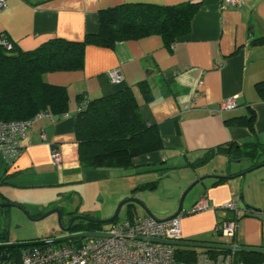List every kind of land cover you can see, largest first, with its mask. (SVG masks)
I'll list each match as a JSON object with an SVG mask.
<instances>
[{"label": "crops", "instance_id": "0c3cea01", "mask_svg": "<svg viewBox=\"0 0 264 264\" xmlns=\"http://www.w3.org/2000/svg\"><path fill=\"white\" fill-rule=\"evenodd\" d=\"M187 2L198 3L199 8L189 32L171 46L160 35L118 41L113 48L88 45L82 69L45 75L49 83L67 88L69 110L61 115L43 116L29 128L14 162H7L0 153V177H4V181L0 179L1 203L12 201L8 195L11 192L21 195L45 188L57 191L53 193V200L57 203L55 207L63 212L67 198H80V208L92 187L109 180L110 170L83 167L79 162L75 136L79 101L107 96L124 87L133 89L142 118L148 124L157 125L164 143L161 151L135 159L131 168H141L137 173L154 171L159 159L168 168L196 170L213 165L216 159H221L222 164V157H227L222 166L217 164L211 170L197 173L193 181L208 173H249L255 170L251 169L255 162H264V98L257 90V84L264 81V43H257L264 38V0H245L243 5L227 9L222 8V0H7L6 7L0 8V33L19 49L29 51L54 37L83 40L87 33L97 32L98 14L103 9L124 3L178 5ZM113 70L122 74L118 84L111 81ZM145 81L151 89L149 101L138 87ZM233 96H237V107L221 110L222 101ZM251 111L254 112L253 129L248 124L229 122L234 118L249 119ZM230 143L254 152L237 161L231 160L227 153H219L203 165H193L207 150ZM53 147L62 153L61 165L52 163ZM244 159H249L248 167H232V163H242ZM211 175L205 177L211 179L209 183H204L205 179L201 181L205 191L200 198L206 197L212 204L216 226L237 215L236 211L225 208L229 202L237 203L238 225L244 217L240 215L244 208L264 210L263 201L250 200L243 193L246 176L216 179ZM259 190V198L264 199V187L259 186ZM135 209L136 206L131 208L132 216L146 215L145 211L140 214ZM129 210L130 207L126 219L131 217ZM220 211L226 215L221 216ZM41 213L44 212L36 214ZM92 214L84 212L87 216ZM257 215L261 214L245 216H262ZM262 226L261 232L245 231L242 237L238 226L234 242L264 247V223ZM218 241L205 242L227 243Z\"/></svg>", "mask_w": 264, "mask_h": 264}, {"label": "trees", "instance_id": "16d2710c", "mask_svg": "<svg viewBox=\"0 0 264 264\" xmlns=\"http://www.w3.org/2000/svg\"><path fill=\"white\" fill-rule=\"evenodd\" d=\"M198 8V3L191 2L178 5L124 3L101 10L97 32L87 33L83 40L54 37L29 51L19 49L15 44L8 50L0 44V120H29L42 111L53 115L66 113L69 110L67 88L49 83L45 79L48 72L82 69L88 45L113 48L118 41L160 35L165 44L171 46L189 32ZM257 43H264V38ZM138 87L145 100H151L149 83L141 82ZM257 90L264 98V81L257 84ZM139 107L133 89L124 87L110 95L90 100L88 106L77 113L75 136L79 145V162L83 167L129 169L134 166L136 158L164 148L159 128L144 121ZM253 113L251 111L249 119L234 118L229 122L248 124L253 129ZM253 152L251 148L245 146L242 149V146L233 143L219 145L207 150L193 165H203L219 153H227L231 160L237 161ZM256 164L258 162L254 166ZM0 179L4 181V177ZM157 185L158 182L154 181L139 188L155 189ZM134 206L129 204L130 218L133 217L131 208ZM244 211L245 215L264 212L249 207ZM239 218L237 214L230 220L238 222ZM101 228L100 225L84 221L74 226L75 231H96ZM8 236L9 230L1 229L0 243L9 242ZM28 248L0 250V257L6 256L0 264L19 262L23 251ZM202 251L217 255L230 250ZM199 252L194 247L176 246L175 264H193ZM235 255L238 261L246 264H261L264 261V253L237 250Z\"/></svg>", "mask_w": 264, "mask_h": 264}, {"label": "rangeland", "instance_id": "374dc122", "mask_svg": "<svg viewBox=\"0 0 264 264\" xmlns=\"http://www.w3.org/2000/svg\"><path fill=\"white\" fill-rule=\"evenodd\" d=\"M222 164L219 163V159L208 165V167H199L198 169L185 168H168L165 163L162 164L161 159L157 165L154 166V171L151 172H138L135 168H109L110 178L107 182H103L100 186L92 187L90 189V195L85 198L79 208L80 198L75 197L73 200L67 198L64 201L65 211L63 212V223L67 226L70 223L72 212H77V215H84V212L91 211L93 213L90 216L97 220H107L112 217L120 203L124 200L134 197L138 201L142 202L149 210H151L157 218L163 220L168 216L175 213L178 207V200L197 179L191 181L192 177L197 173H203L207 170H211L219 164L223 165L227 157H222ZM264 159V154H263ZM250 165L249 159H244L242 163H232L234 169H242ZM238 171V170H237ZM208 174H202L201 177H205ZM158 180V186L155 189L139 188V185ZM211 179H205L204 183H209ZM235 182V181H233ZM241 182V181H240ZM243 185V193L250 200H260L264 202V199L259 198V186L264 187V165L258 169L249 171L245 177ZM204 183L199 182L193 186L187 193L184 200L183 217L181 220L183 238H196L205 241L219 240L227 241L222 235L216 231L217 216L215 212L210 208L208 210H202L197 212H191L195 206V202L204 193ZM2 185H0L1 191ZM100 190V191H99ZM57 192L54 189L38 188L25 194L9 193V198L15 203L22 205L32 216L37 215L38 211L47 213L51 211L57 204L53 200V193ZM99 192H101L99 194ZM56 198V196L54 197ZM2 196L0 194V200ZM201 199V198H200ZM199 199V200H200ZM249 203V202H247ZM136 211L140 214L144 213L141 206L135 205ZM79 208V209H78ZM129 204H125L119 214L118 221H124L127 218V212ZM245 210V208H244ZM264 211V210H263ZM223 212V213H222ZM213 213V214H212ZM221 216H225L224 211H220ZM246 211L241 212V216H244L240 221L239 234L246 232H261L263 229L264 220L262 216L264 212H260L257 216L261 217H248L245 216ZM220 216V215H219ZM8 218L10 221L8 223ZM80 222V221H78ZM83 222V221H81ZM112 224L100 225L101 230L108 229ZM8 229L11 242L15 241H29L35 239H44L52 235H59L60 224L58 214L53 213L44 219L32 220L30 217L18 206L8 207L5 209L0 208V230ZM239 229V227H238ZM184 230V232H183ZM231 239V238H229ZM230 241V240H229ZM240 242H244L239 238ZM202 251L204 248H196Z\"/></svg>", "mask_w": 264, "mask_h": 264}, {"label": "built area", "instance_id": "2783aa9c", "mask_svg": "<svg viewBox=\"0 0 264 264\" xmlns=\"http://www.w3.org/2000/svg\"><path fill=\"white\" fill-rule=\"evenodd\" d=\"M245 0H222V8L239 7ZM7 5V0H0V8ZM0 44L10 50L13 43L0 33ZM111 81L118 84L122 81L119 70L111 72ZM237 96L227 98L220 105L221 110H233L237 107ZM89 100L81 99L77 112L85 109ZM43 116L51 113L42 111L29 120H0V153L7 162H14L21 152V140L27 136V130L33 127ZM51 159L54 165H61L62 153L58 147L51 149ZM213 208L206 197H202L191 212ZM225 208L236 211L235 201L229 202ZM183 213L168 220H160L148 214L116 221L104 230L108 237H88L78 242H65L57 245L35 246L23 251L21 259L6 261L3 264H175V247L163 242H151L141 239L159 238L163 240H183L181 220ZM238 229V222L227 220L216 226V231L227 239L229 245L234 242ZM231 238V239H229ZM230 240V241H229ZM233 241V243H232ZM236 249L227 253L211 255L205 252L198 254L193 264H246L236 259ZM264 264V261L261 263Z\"/></svg>", "mask_w": 264, "mask_h": 264}, {"label": "water", "instance_id": "95a60500", "mask_svg": "<svg viewBox=\"0 0 264 264\" xmlns=\"http://www.w3.org/2000/svg\"><path fill=\"white\" fill-rule=\"evenodd\" d=\"M263 165H264V162L256 164L251 169L260 168ZM246 173H247V171H242L241 173L233 174V175H231V174H228V175H211V177H214L216 179H219V178L233 179L237 176H241L242 178H244L246 176ZM205 177H208V176H205ZM205 177H201V178L197 179L195 182H193V184H191V186L182 195H180L179 200H178V207H177V210L175 211V213L172 214L171 216H168L167 218H165L163 220L171 219L173 217L180 215L183 212L184 200H185L187 193L190 191V189L193 188V186H195L196 184H198L199 182L204 180ZM130 203L134 204V205L141 206L143 208V210L146 212V214H148L152 217H156L155 214L151 210H149L142 202H140L137 199H135L134 197H132V198L126 199L122 203H120L115 214L107 220H100V219L97 220V219H94V218L87 216V215H77L76 214L71 218L70 223L67 226H65L63 221H62L63 220L62 219L63 218V210L59 207L54 208L51 211H49V212H47V213H45L39 217H36V216H32L22 205H20L18 203H15L13 201L2 202V203H0V208L5 209L8 207L18 206L21 209H23V211L32 220L44 219L53 213L58 214L61 232L59 235H52V236H50L48 238H44V239H35V240H29V241H15V242H11V241L2 242V243H0V250L13 249V248H23V247H33V246L57 245L60 243L85 239L88 237H108L109 236L108 233H106L105 231H98V230H96V231H82V232H77V233H72V234L70 232L74 229V226L76 225L75 223L77 221H84V222L94 223L97 225L113 224L118 220V217H119V214H120L122 207L125 204H130ZM9 221H10V218H8V223H9ZM141 239L151 241V242L168 243V244H172L174 246H186V247L204 248V249H223V250L236 249V250L249 251V252H254V253H264V247H261V246H251V245H236V246H234V245L222 244V243H216V242H205V241H196V240H187V239L177 240V241L163 240V239H159V238H147V237H142ZM4 259H6L5 255L0 257V261H2Z\"/></svg>", "mask_w": 264, "mask_h": 264}, {"label": "flooded vegetation", "instance_id": "af4514ba", "mask_svg": "<svg viewBox=\"0 0 264 264\" xmlns=\"http://www.w3.org/2000/svg\"><path fill=\"white\" fill-rule=\"evenodd\" d=\"M71 214H72V216H74V215L77 214V212H72ZM77 223H79V222L77 221L75 224H77ZM98 231H104V230H98ZM77 232H82V231H75V230L73 229L70 233L72 234V233H77Z\"/></svg>", "mask_w": 264, "mask_h": 264}]
</instances>
